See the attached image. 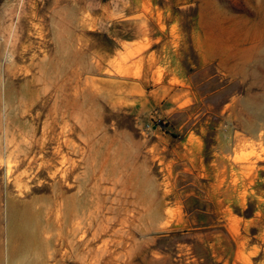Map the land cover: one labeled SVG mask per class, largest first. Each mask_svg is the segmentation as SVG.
<instances>
[{
	"label": "rangeland",
	"instance_id": "rangeland-1",
	"mask_svg": "<svg viewBox=\"0 0 264 264\" xmlns=\"http://www.w3.org/2000/svg\"><path fill=\"white\" fill-rule=\"evenodd\" d=\"M261 100L264 0H0V264H264Z\"/></svg>",
	"mask_w": 264,
	"mask_h": 264
},
{
	"label": "bare ground",
	"instance_id": "bare-ground-1",
	"mask_svg": "<svg viewBox=\"0 0 264 264\" xmlns=\"http://www.w3.org/2000/svg\"><path fill=\"white\" fill-rule=\"evenodd\" d=\"M260 111L262 110V114H264V100H261L260 101ZM262 127H264L263 125H262ZM262 130H264V129H262ZM262 135V134H261ZM9 172V171H8ZM9 175V174H8ZM17 261H18V259H17ZM27 264V263H26Z\"/></svg>",
	"mask_w": 264,
	"mask_h": 264
},
{
	"label": "built area",
	"instance_id": "built-area-1",
	"mask_svg": "<svg viewBox=\"0 0 264 264\" xmlns=\"http://www.w3.org/2000/svg\"><path fill=\"white\" fill-rule=\"evenodd\" d=\"M151 128H152V126L148 124L147 125V129H151Z\"/></svg>",
	"mask_w": 264,
	"mask_h": 264
}]
</instances>
